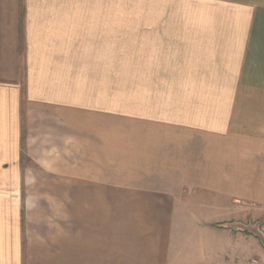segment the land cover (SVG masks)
I'll return each mask as SVG.
<instances>
[{
	"label": "crops",
	"instance_id": "obj_1",
	"mask_svg": "<svg viewBox=\"0 0 264 264\" xmlns=\"http://www.w3.org/2000/svg\"><path fill=\"white\" fill-rule=\"evenodd\" d=\"M124 1L0 0V264H264V0Z\"/></svg>",
	"mask_w": 264,
	"mask_h": 264
},
{
	"label": "rangeland",
	"instance_id": "obj_2",
	"mask_svg": "<svg viewBox=\"0 0 264 264\" xmlns=\"http://www.w3.org/2000/svg\"><path fill=\"white\" fill-rule=\"evenodd\" d=\"M124 3H131V0H126ZM24 164L26 163V158H23ZM5 168H0V172H4ZM9 169V168H8ZM56 169L60 168H20L19 173L14 172L10 175H6L5 179L9 180H21L22 183V198H23V228L26 230L28 228L29 220L33 221L35 217L32 215L34 213V205L30 204V198L39 196H65V185H53L52 182H65L66 173L59 172ZM65 169V168H61ZM11 171L14 168L10 169ZM56 170V171H54ZM28 202V204H26ZM264 221L262 222V224ZM260 224L258 227H262Z\"/></svg>",
	"mask_w": 264,
	"mask_h": 264
},
{
	"label": "built area",
	"instance_id": "obj_3",
	"mask_svg": "<svg viewBox=\"0 0 264 264\" xmlns=\"http://www.w3.org/2000/svg\"><path fill=\"white\" fill-rule=\"evenodd\" d=\"M260 237H261V239H262V241L264 243V223L262 224V227L260 229Z\"/></svg>",
	"mask_w": 264,
	"mask_h": 264
}]
</instances>
